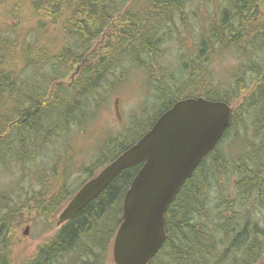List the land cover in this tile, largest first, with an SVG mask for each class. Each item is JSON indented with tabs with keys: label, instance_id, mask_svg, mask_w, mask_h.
Segmentation results:
<instances>
[{
	"label": "trees",
	"instance_id": "1",
	"mask_svg": "<svg viewBox=\"0 0 264 264\" xmlns=\"http://www.w3.org/2000/svg\"><path fill=\"white\" fill-rule=\"evenodd\" d=\"M189 3L0 0V175L14 168L23 175L37 165L26 175L30 190L23 197L10 193L23 180L0 186V264H107L124 196L142 164L122 171L29 258L15 260L10 243L19 218L55 220L85 182L187 97L228 102L232 120L169 207L167 240L149 264L264 261V0H220L175 72L163 64V45L186 26L188 10L197 17V6ZM225 51L248 62L222 80L211 66ZM133 69L146 74L154 97L125 135L106 141L99 160L84 168L86 179L72 189L67 178L78 169L73 137L110 104ZM229 137L238 146L233 158L223 152ZM35 182L41 185L31 194Z\"/></svg>",
	"mask_w": 264,
	"mask_h": 264
},
{
	"label": "water",
	"instance_id": "2",
	"mask_svg": "<svg viewBox=\"0 0 264 264\" xmlns=\"http://www.w3.org/2000/svg\"><path fill=\"white\" fill-rule=\"evenodd\" d=\"M232 111L223 100L180 99L136 143L80 187L60 212L58 225L76 216L122 171L142 164L124 196L112 258L115 264H149L167 240L169 207L223 138Z\"/></svg>",
	"mask_w": 264,
	"mask_h": 264
},
{
	"label": "rangeland",
	"instance_id": "3",
	"mask_svg": "<svg viewBox=\"0 0 264 264\" xmlns=\"http://www.w3.org/2000/svg\"><path fill=\"white\" fill-rule=\"evenodd\" d=\"M190 0L192 7H196L197 17L192 14L190 10L188 16V22L186 26L176 32L172 38L167 40L163 45L165 50V61L163 64H167L173 68L175 72H179L180 59L182 54L186 51L193 50L194 43L198 38L199 30L204 29L211 18L217 14L220 7V0ZM241 62H248L245 57L239 53L232 51H225L216 57L212 61V70L221 77L222 80L232 78V76L238 71L237 67ZM129 74V75H128ZM127 78L117 84L118 88L112 94L110 104L107 107L102 108L99 114L90 121L87 129L84 132L76 133L72 139V144L75 148L76 155L74 157L76 168L70 177H68L71 188H76L83 183L86 179L84 168L86 166H92L99 160L102 148H104L106 141L109 138H117L125 135L128 132V127L134 118H140L144 116L145 103L150 101L154 97V91L151 86H148V79L146 74L141 69H133L129 72ZM147 80V81H146ZM253 90V89H252ZM251 91L241 96L238 102L233 104L234 108L240 104L243 97L247 96ZM152 101H155L154 99ZM151 103V102H150ZM137 111V112H136ZM240 133H245V130L241 128ZM237 135L236 133H233ZM250 134V133H249ZM248 134V135H249ZM117 136V137H116ZM232 136V135H230ZM251 139V136H247ZM234 137H229L223 142V152L229 155L231 158L238 154V146L234 144ZM134 139V134L131 140ZM74 152V151H73ZM72 152V156H73ZM241 153V152H240ZM37 165H34L21 175L18 168H14L11 172H1L0 186H4L5 183L14 179L23 180L20 186L10 189L12 198L23 197L25 190L28 189V180L26 175H31L32 170ZM235 175L232 174L234 179ZM34 179V178H33ZM223 180H226L224 178ZM41 184L35 182L33 184L34 190L31 194L39 189ZM10 200L13 203L15 199ZM11 205V204H10ZM59 214L55 220L48 218L32 216H24L19 220L22 224L16 230V234L13 237L11 244L12 257L15 260L21 261V259L29 258L37 249L39 245L47 241L54 232L60 227L58 225ZM28 232L25 234V230ZM107 264H115L112 258V247L110 249V260ZM260 264H264V261Z\"/></svg>",
	"mask_w": 264,
	"mask_h": 264
},
{
	"label": "bare ground",
	"instance_id": "4",
	"mask_svg": "<svg viewBox=\"0 0 264 264\" xmlns=\"http://www.w3.org/2000/svg\"><path fill=\"white\" fill-rule=\"evenodd\" d=\"M27 36V35H26ZM255 50V49H254ZM137 112V111H136ZM237 131V130H236ZM234 139V138H233Z\"/></svg>",
	"mask_w": 264,
	"mask_h": 264
}]
</instances>
